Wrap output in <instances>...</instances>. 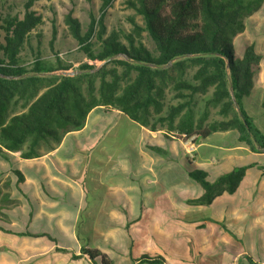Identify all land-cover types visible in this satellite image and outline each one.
Masks as SVG:
<instances>
[{"label": "crops", "instance_id": "0c3cea01", "mask_svg": "<svg viewBox=\"0 0 264 264\" xmlns=\"http://www.w3.org/2000/svg\"><path fill=\"white\" fill-rule=\"evenodd\" d=\"M263 9L264 2L233 40L234 46L245 36L262 57L254 73L258 105L264 98V51L257 49L264 48ZM123 127L133 133L126 138L133 152L115 151ZM237 137L217 132L197 143L192 137L179 143L98 106L81 129L57 144H41L38 156L25 159L1 148L0 190L9 202L0 201V264H99L81 253L82 245L106 254L113 264H134L130 255L136 259L146 252L163 256L167 264H264L250 257L249 242L242 240L254 229L264 231V153L248 151ZM221 165L225 171L213 180L236 166L247 167L236 191L207 206L188 205L203 193L188 172ZM165 208L192 220L169 216Z\"/></svg>", "mask_w": 264, "mask_h": 264}, {"label": "trees", "instance_id": "16d2710c", "mask_svg": "<svg viewBox=\"0 0 264 264\" xmlns=\"http://www.w3.org/2000/svg\"><path fill=\"white\" fill-rule=\"evenodd\" d=\"M33 2L27 0L21 19L8 18L0 26L4 33L0 46L2 156L5 153L1 148L21 152L20 156L25 159L38 156L41 144H57L66 133L81 129L90 110L98 106L117 110L149 131H158L150 123L152 119L161 124L166 122L169 132L177 131L186 139L193 136L205 139L213 133L232 130L237 133V140L250 151L264 150V134L242 106L243 98L253 87V76L262 57L249 45L242 57L236 59L233 46L234 38L244 31L245 19L258 11L264 0H125L126 7L142 20V25H138L130 19L131 32L119 29L107 32L104 18L113 0H101L99 17L91 15L84 32L70 11L64 22L86 58L72 73H67L69 65L59 61L54 66L36 60L30 69L19 63V54L28 34L41 22V17L31 10ZM143 33L153 43V50L143 44ZM186 63L196 70L192 82L175 80L178 96H184L183 90L192 96L205 94L212 88L210 102L220 106L221 114H230L228 119L205 128L196 126L191 111L182 112L186 103L171 105L165 116L154 119L152 111L163 112L167 67L183 73ZM261 105L264 110V98ZM151 149L162 152L158 147ZM246 168L236 166L213 181L208 180L203 171L190 170L189 178L200 185L203 193L186 203L207 206L223 193L233 194ZM14 174L18 182L22 181L21 173L14 171ZM8 187L7 181L4 188ZM0 201L8 203L9 194L0 190ZM121 210L129 216L128 209ZM165 212L179 220H192L191 216L170 208H165ZM206 218L213 220L208 215ZM79 226L80 223L76 228ZM24 235L31 234L26 232ZM161 249L164 252V245ZM81 253L90 261L113 264L106 254L95 248L82 245ZM130 261L134 264H167L163 256L149 252L136 259L130 255Z\"/></svg>", "mask_w": 264, "mask_h": 264}, {"label": "rangeland", "instance_id": "374dc122", "mask_svg": "<svg viewBox=\"0 0 264 264\" xmlns=\"http://www.w3.org/2000/svg\"><path fill=\"white\" fill-rule=\"evenodd\" d=\"M26 2L27 0H0V26L3 25V21L8 18L17 17L21 19L24 14V5ZM100 5L101 0H34L31 10L41 17V22L28 34L19 54V63L30 69L36 60L54 66L56 65V62L59 61L63 65L70 66V70L67 73L77 71V67L83 63L86 58L80 51L76 41L69 34L68 28L64 22V17L71 11L72 16L79 20L84 32L89 24L90 16L92 15L95 18L99 17ZM261 11H264V9ZM130 19L134 20L136 24L142 25L140 16L135 15L131 9L126 7L125 0H113L105 14L104 24L107 32L118 29L123 30L124 32H131L132 25ZM245 20H247V18ZM3 35L4 33L0 30V46L3 45ZM141 40L148 49H154L153 43L145 33L142 34ZM253 42H255V40H253ZM247 43L248 40L245 36H240L235 40L234 57L236 59L241 58L246 46H249ZM257 49L259 51H264V48H260V46ZM1 54L2 52L0 50V56ZM261 65L264 68V58ZM195 70L196 68L189 63H186L183 73H180L181 71H178L173 67H167V75L164 82L163 112L156 114L152 111L154 119H157L160 116H165L169 106H176L179 103H186L182 112L186 109L191 111L194 123L196 126H201L202 128L207 127L211 123L229 118L230 114L227 116L221 114L220 106H215L210 102L213 92L212 88H210L205 94H195L192 96H188L189 92L183 90L181 93L184 96H178L179 92L174 89L175 80L182 79L192 82ZM67 73L62 74L61 72H56L55 74L65 75ZM45 75L49 76L52 74ZM253 82L254 87L250 90L251 92L249 96L243 98L242 106L246 113L253 119L255 126H257V128L259 126V129L264 133L263 108H260L261 102L258 105L261 92L257 86L255 75L253 77ZM236 111H238L237 106ZM150 123L154 124L158 131H163L166 137H173V141H179L180 143V141L182 142L186 139L184 135L180 136L177 131L169 132L167 130L169 124L166 122L161 124L152 119ZM128 132L126 128L123 127L119 139H116L117 147L115 151L117 153L120 151L124 153L135 151L129 146V143H127L126 138L133 134L132 132L131 134ZM231 132L237 135L235 131L231 130ZM199 140L198 137H192L193 143H197ZM163 141H165L164 138ZM243 145L246 146L245 144ZM165 146L168 147L167 145ZM248 151H250L249 148ZM256 153H264V150ZM204 171L206 172L207 178L213 180L217 174L225 171V169H223V166L221 165L214 168L204 169ZM261 171H264V168H261ZM135 211H137V209H135ZM263 234L264 231L261 228L254 229L250 235L247 237L244 236L242 239L243 241L248 240L250 257L255 260H264Z\"/></svg>", "mask_w": 264, "mask_h": 264}, {"label": "built area", "instance_id": "2783aa9c", "mask_svg": "<svg viewBox=\"0 0 264 264\" xmlns=\"http://www.w3.org/2000/svg\"><path fill=\"white\" fill-rule=\"evenodd\" d=\"M192 151H193V145L191 144V145L189 146V150H188V152L191 153Z\"/></svg>", "mask_w": 264, "mask_h": 264}]
</instances>
